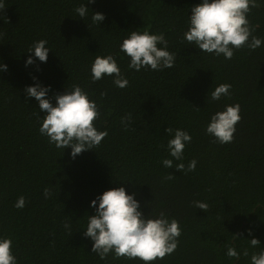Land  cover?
<instances>
[{
  "label": "trees",
  "instance_id": "trees-1",
  "mask_svg": "<svg viewBox=\"0 0 264 264\" xmlns=\"http://www.w3.org/2000/svg\"><path fill=\"white\" fill-rule=\"evenodd\" d=\"M0 264H264V0H0Z\"/></svg>",
  "mask_w": 264,
  "mask_h": 264
}]
</instances>
